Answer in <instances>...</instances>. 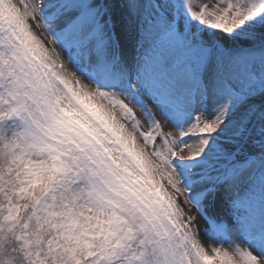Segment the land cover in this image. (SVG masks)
Wrapping results in <instances>:
<instances>
[{
  "label": "snow or ice",
  "instance_id": "snow-or-ice-1",
  "mask_svg": "<svg viewBox=\"0 0 264 264\" xmlns=\"http://www.w3.org/2000/svg\"><path fill=\"white\" fill-rule=\"evenodd\" d=\"M0 264H264V0H0Z\"/></svg>",
  "mask_w": 264,
  "mask_h": 264
},
{
  "label": "rangeland",
  "instance_id": "rangeland-1",
  "mask_svg": "<svg viewBox=\"0 0 264 264\" xmlns=\"http://www.w3.org/2000/svg\"><path fill=\"white\" fill-rule=\"evenodd\" d=\"M36 31H37L38 34L41 35L42 38H45V39L47 38V34H46V33H43L42 29L37 28ZM164 130H165L166 132H172L173 134H175V129H174L171 125L165 124V126H164ZM189 143H194V141H189ZM158 178H159V177H158ZM163 182L166 184V183H167L166 179H164ZM202 226H203V224H202ZM201 239L205 242V245H206V246H207V245H210V244L213 243L212 241H209V240L207 239V237H205V236L203 235V233H202V235H201Z\"/></svg>",
  "mask_w": 264,
  "mask_h": 264
}]
</instances>
